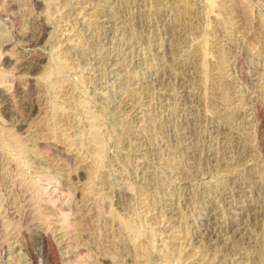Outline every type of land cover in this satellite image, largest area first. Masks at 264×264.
<instances>
[{
  "label": "rangeland",
  "instance_id": "1",
  "mask_svg": "<svg viewBox=\"0 0 264 264\" xmlns=\"http://www.w3.org/2000/svg\"><path fill=\"white\" fill-rule=\"evenodd\" d=\"M0 264H264V0H0Z\"/></svg>",
  "mask_w": 264,
  "mask_h": 264
},
{
  "label": "bare ground",
  "instance_id": "2",
  "mask_svg": "<svg viewBox=\"0 0 264 264\" xmlns=\"http://www.w3.org/2000/svg\"><path fill=\"white\" fill-rule=\"evenodd\" d=\"M263 120V119H262ZM262 124V123H261ZM263 125V124H262ZM40 236V235H39ZM38 238V237H37ZM210 239V238H209ZM46 239H44L43 237H41L40 241H45ZM49 241V240H48ZM37 242V241H36ZM47 242V241H46ZM42 246V245H41ZM47 246V245H46ZM43 251V250H42ZM49 251V250H48ZM48 253V252H47ZM51 255V254H50ZM44 256V255H43ZM49 257V256H48ZM50 259V258H49ZM50 261V260H49ZM43 262V261H42ZM48 263V262H47ZM51 263V262H50Z\"/></svg>",
  "mask_w": 264,
  "mask_h": 264
}]
</instances>
